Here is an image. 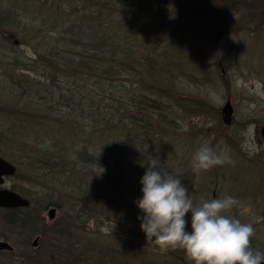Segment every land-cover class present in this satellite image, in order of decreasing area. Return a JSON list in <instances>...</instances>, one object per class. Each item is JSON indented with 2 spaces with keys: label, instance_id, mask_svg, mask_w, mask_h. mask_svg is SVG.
<instances>
[{
  "label": "trees",
  "instance_id": "16d2710c",
  "mask_svg": "<svg viewBox=\"0 0 264 264\" xmlns=\"http://www.w3.org/2000/svg\"><path fill=\"white\" fill-rule=\"evenodd\" d=\"M232 4L0 0V34L15 37L9 27L21 26L19 41L30 35L35 50L23 58L0 45L8 78L0 89L13 97L3 111L9 123L0 125V154L17 166L10 187L30 200L0 207V237H21L26 264L208 263L207 244L220 233L227 208L163 173L153 148L176 124L169 98L181 101L165 76L172 63L145 50L139 28L187 10L206 17V8ZM223 175L235 196L253 192L260 202L257 189L231 188L237 176ZM51 206L63 214L45 217ZM257 242L264 253V241Z\"/></svg>",
  "mask_w": 264,
  "mask_h": 264
},
{
  "label": "rangeland",
  "instance_id": "374dc122",
  "mask_svg": "<svg viewBox=\"0 0 264 264\" xmlns=\"http://www.w3.org/2000/svg\"><path fill=\"white\" fill-rule=\"evenodd\" d=\"M230 1L231 6L206 8V17L187 10L173 15L168 22L153 23L154 19L139 28L146 37L139 41L146 44L145 50L154 53L158 62L172 63L165 76L170 81V91L181 101L180 104L169 98L176 107L170 115L176 124L172 130H162L160 147L153 148L157 151L154 154L160 155L163 173L168 178L172 174L179 176L174 180L177 183V179H185L186 186L203 194L199 197H208L216 205L224 203L227 208L226 215L219 217L220 233L207 244V264H218L225 253L241 255L252 251L264 258L261 246H253V242L264 241V188L256 186L259 182L264 185V0ZM22 28L9 27L17 36L6 38L0 34V45L7 53L33 58L30 35L26 41H19L23 36L17 31ZM192 46L203 54L194 50L189 54ZM176 52H181L182 57ZM4 69V64H0V82L6 83ZM134 90L146 92L139 86ZM11 99L0 89L2 127L9 123L3 111ZM228 99L233 105L230 124L224 122L222 113ZM187 102L189 108H185ZM224 173L237 176L231 188L259 191L260 202L253 199V192H238L235 196ZM14 181L12 176L7 177L5 185L10 187ZM62 214L61 210L56 211V215ZM44 216L48 217V210ZM0 240L11 244L14 251L10 256L0 253L3 264H26L20 255V236Z\"/></svg>",
  "mask_w": 264,
  "mask_h": 264
},
{
  "label": "water",
  "instance_id": "95a60500",
  "mask_svg": "<svg viewBox=\"0 0 264 264\" xmlns=\"http://www.w3.org/2000/svg\"><path fill=\"white\" fill-rule=\"evenodd\" d=\"M222 113L224 122L230 124L233 120V105L229 99L222 107ZM262 133L264 136V126L262 128ZM16 170L17 166L0 154V207H19L28 206L30 204L28 197L5 185L6 178L15 174ZM56 211V206L49 207L48 217L51 219L54 218ZM37 241V238L34 239V244H37ZM3 248L12 249L13 246L5 240H0V249ZM218 264H264V258L254 254L252 251H247L241 255L225 253Z\"/></svg>",
  "mask_w": 264,
  "mask_h": 264
},
{
  "label": "flooded vegetation",
  "instance_id": "af4514ba",
  "mask_svg": "<svg viewBox=\"0 0 264 264\" xmlns=\"http://www.w3.org/2000/svg\"><path fill=\"white\" fill-rule=\"evenodd\" d=\"M263 126H264V123H263ZM263 128V127H262ZM263 134V133H262Z\"/></svg>",
  "mask_w": 264,
  "mask_h": 264
}]
</instances>
